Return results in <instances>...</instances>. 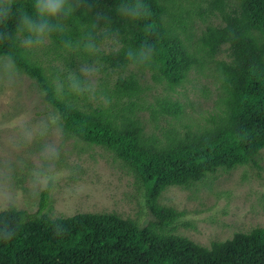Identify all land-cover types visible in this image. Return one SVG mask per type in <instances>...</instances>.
Wrapping results in <instances>:
<instances>
[{"label": "trees", "instance_id": "1", "mask_svg": "<svg viewBox=\"0 0 264 264\" xmlns=\"http://www.w3.org/2000/svg\"><path fill=\"white\" fill-rule=\"evenodd\" d=\"M10 3L13 13L0 18V57L37 81L65 131L131 168L154 219L144 226L115 213L53 219L45 213V190L33 213L0 212V264H264V226L204 246L165 233L182 212L158 202L166 188L193 186L264 149V0H64L68 14L32 34L17 28L15 12L22 8L35 19V0ZM211 18L219 22L205 23ZM37 35L68 51L60 54L75 75L62 79L68 89L58 90L26 57L21 40ZM107 41L111 48L103 47ZM84 61L105 74L107 105L96 98L94 105L83 87ZM193 70L216 90L213 110L197 124L170 93ZM156 85L165 91L150 94ZM201 93L213 94L207 84Z\"/></svg>", "mask_w": 264, "mask_h": 264}, {"label": "rangeland", "instance_id": "2", "mask_svg": "<svg viewBox=\"0 0 264 264\" xmlns=\"http://www.w3.org/2000/svg\"><path fill=\"white\" fill-rule=\"evenodd\" d=\"M209 22L218 23L219 19L205 23ZM21 41L29 61L41 67L58 90L66 89L62 79L75 76L66 72L67 63L60 57L61 52L66 55L68 51L56 50L46 36L37 35L33 41L23 37ZM107 42L103 47L111 48L113 42ZM224 56V52L218 55ZM93 64L84 61L81 83L91 89L94 105L95 98L107 105L106 76ZM142 78L152 83L149 73ZM204 84L213 92L207 95L210 99L201 93ZM164 91L162 85H156L150 94ZM170 93L185 105L186 114L196 124L213 110L216 90L194 70L183 86ZM144 115L148 117L146 112ZM147 130L160 134L151 124ZM45 190L49 191L45 213L53 219L80 213H115L140 226L154 219L146 189L131 168L113 151L65 131L59 113L37 81L8 57H0V212L15 208L33 213L39 209ZM158 202L182 212L163 229L165 233L186 236L204 246L230 238L235 232L264 226V149L254 161L209 173L193 186H170Z\"/></svg>", "mask_w": 264, "mask_h": 264}, {"label": "clouds", "instance_id": "3", "mask_svg": "<svg viewBox=\"0 0 264 264\" xmlns=\"http://www.w3.org/2000/svg\"><path fill=\"white\" fill-rule=\"evenodd\" d=\"M35 19L22 8L15 12L17 28L29 34L43 32L50 27L49 18L67 15L69 8L64 0H35ZM13 13L10 0H0V18H6Z\"/></svg>", "mask_w": 264, "mask_h": 264}]
</instances>
